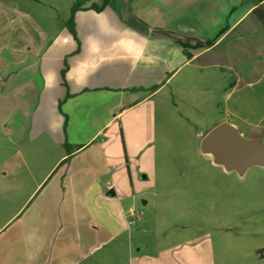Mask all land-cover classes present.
Masks as SVG:
<instances>
[{
    "label": "crops",
    "instance_id": "obj_1",
    "mask_svg": "<svg viewBox=\"0 0 264 264\" xmlns=\"http://www.w3.org/2000/svg\"><path fill=\"white\" fill-rule=\"evenodd\" d=\"M191 1L111 0L95 11L103 0H58L70 16L53 18L50 25L46 9L59 3L0 0V125L11 126L8 141L15 148L2 178L10 175V188L29 183L21 207L5 222L22 217L17 228L2 235L5 224L0 227V264H103L121 248L122 242L114 243L124 234L128 264H159L169 250L159 248L147 259V244L132 246L129 239L127 219L137 201L123 189L128 172L116 123L170 86L181 69L192 68L185 82L200 77L201 89L224 94L229 106L216 125L227 121L239 130L254 125L264 131V116L232 119L245 106L252 110L264 76L257 69L264 60V26L252 14L259 5L254 1L230 25L215 23L211 33L208 24L187 15ZM198 2L202 7L210 0ZM229 4L235 10L238 3ZM74 7L75 35L69 30ZM182 44L191 47L190 57ZM243 58L253 66L239 68ZM243 92L250 99L243 100ZM84 123L95 129L82 138L78 129ZM141 178L148 181L147 175ZM25 205L30 209L23 215ZM178 251L163 264H189L182 257L190 252Z\"/></svg>",
    "mask_w": 264,
    "mask_h": 264
},
{
    "label": "rangeland",
    "instance_id": "obj_2",
    "mask_svg": "<svg viewBox=\"0 0 264 264\" xmlns=\"http://www.w3.org/2000/svg\"><path fill=\"white\" fill-rule=\"evenodd\" d=\"M47 1L59 3L52 6L49 3L50 9H46L50 25L58 22V18H69L67 5L58 0ZM214 1L200 7L198 0H192L193 4L190 2L188 6L190 9L191 4L192 10L187 14L208 24L211 33L219 26H214L215 23L232 24L256 0ZM229 1L238 3L235 10ZM166 6L163 8L168 9ZM53 18L56 19L54 22L51 21ZM252 20L246 19L244 24ZM255 33L259 37V30L256 29ZM253 64L254 61L248 58L238 63L241 69ZM191 69H181L170 86L157 92L149 101L135 104L116 123L117 128H121L117 142L129 178L124 179L123 189L130 201L133 195L137 201L135 215L129 216L128 205L125 204L131 245L144 241L147 259L154 257L159 248L169 250L162 254L159 264L173 255L174 248H179V254L181 251L190 252L182 257L187 258L189 264H264V167H251L240 176L236 172L224 171L213 164L210 156L202 155V137L197 134L210 131L220 117H226L229 104L223 103L224 94L201 89L200 77L193 82L188 78L185 82ZM257 69L264 71V60L259 61ZM173 87L176 93L172 91ZM144 95L148 94H140L139 97ZM255 95L253 104L246 101L252 110L243 107L239 118H232L235 122L240 123V117L257 120L264 116V76ZM241 96L243 100L250 99L244 92ZM220 102L222 106L218 104ZM10 128L8 124L0 125V143L3 146L0 148V227L21 207L29 184L24 182L21 188H10V175L7 179L2 178L3 168L10 162L9 153L15 150L8 141ZM93 128L94 125L84 123L79 126L78 135L83 138ZM240 132L246 138L264 133L254 125L241 127ZM38 148L47 150L45 146ZM52 150L56 151L53 146ZM20 174L26 181V173ZM144 175L148 181L141 178ZM29 209L30 206L25 205L21 212L25 215ZM15 218L2 227V235L17 228L22 217ZM126 238L127 234H124L115 240V246L118 241L122 242L121 248L116 249V254L105 259L103 264L129 263ZM185 241L187 245L183 246ZM98 254L100 256V252L97 257Z\"/></svg>",
    "mask_w": 264,
    "mask_h": 264
},
{
    "label": "water",
    "instance_id": "obj_3",
    "mask_svg": "<svg viewBox=\"0 0 264 264\" xmlns=\"http://www.w3.org/2000/svg\"><path fill=\"white\" fill-rule=\"evenodd\" d=\"M200 151L224 171L243 176L251 167H264V134L246 138L235 125L224 121L204 132Z\"/></svg>",
    "mask_w": 264,
    "mask_h": 264
},
{
    "label": "trees",
    "instance_id": "obj_4",
    "mask_svg": "<svg viewBox=\"0 0 264 264\" xmlns=\"http://www.w3.org/2000/svg\"><path fill=\"white\" fill-rule=\"evenodd\" d=\"M33 1H38V0H33ZM111 2V0H103V3L101 6H94L92 9L95 11H102L105 7H107L109 5V3ZM261 3H264V0H256L255 5H259L257 8H255L252 12V14L254 15V17L264 26V5L262 6ZM261 4V5H260ZM78 11V8L74 7L72 9V14H71V18L69 20V30L71 31V33L73 35H75V31H74V22H73V17L75 12ZM184 49V54L188 57H190V55L188 54L187 49L191 48L190 46H187L185 44L181 45ZM194 49H198L201 48V46H196V47H192ZM65 75V71H63V76ZM158 86H155L152 88V90L157 89ZM69 150V148L67 147V151Z\"/></svg>",
    "mask_w": 264,
    "mask_h": 264
},
{
    "label": "flooded vegetation",
    "instance_id": "obj_5",
    "mask_svg": "<svg viewBox=\"0 0 264 264\" xmlns=\"http://www.w3.org/2000/svg\"><path fill=\"white\" fill-rule=\"evenodd\" d=\"M262 134H264V133H262ZM258 135H260V134H258Z\"/></svg>",
    "mask_w": 264,
    "mask_h": 264
}]
</instances>
